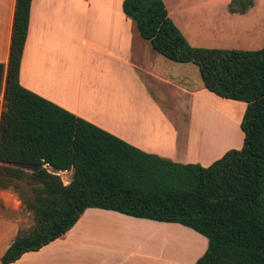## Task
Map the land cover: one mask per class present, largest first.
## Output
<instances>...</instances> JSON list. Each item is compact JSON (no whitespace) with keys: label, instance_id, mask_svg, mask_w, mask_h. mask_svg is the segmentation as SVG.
Returning a JSON list of instances; mask_svg holds the SVG:
<instances>
[{"label":"trees","instance_id":"16d2710c","mask_svg":"<svg viewBox=\"0 0 264 264\" xmlns=\"http://www.w3.org/2000/svg\"><path fill=\"white\" fill-rule=\"evenodd\" d=\"M30 5L16 0L5 72L0 63V189L18 192L32 224L18 229L1 263L39 250L85 209L100 208L193 229L207 239L195 264H264V39L255 50L194 47L163 0H123V12L158 54L196 65L209 92L245 103L239 149L208 166L180 163L144 152L20 84ZM252 6L253 0H230L227 9L244 14ZM64 171H71L67 184L59 176Z\"/></svg>","mask_w":264,"mask_h":264},{"label":"crops","instance_id":"0c3cea01","mask_svg":"<svg viewBox=\"0 0 264 264\" xmlns=\"http://www.w3.org/2000/svg\"><path fill=\"white\" fill-rule=\"evenodd\" d=\"M93 1L31 0L20 84L142 151L174 162L208 166L227 150L239 149L238 112L244 113L245 103L209 92L202 81L191 83L186 75H176L174 66L158 65L157 52L129 24L123 0L105 8ZM15 5L16 0H0L4 72ZM169 94L178 116L161 102ZM220 99L230 103L228 112L219 115L220 130L215 123L208 132L207 123L192 120L194 111L208 103L221 110ZM7 190L0 189V264L22 221L16 215L21 203H9ZM206 248L203 235L180 223L87 208L62 236L9 264H195Z\"/></svg>","mask_w":264,"mask_h":264},{"label":"rangeland","instance_id":"374dc122","mask_svg":"<svg viewBox=\"0 0 264 264\" xmlns=\"http://www.w3.org/2000/svg\"><path fill=\"white\" fill-rule=\"evenodd\" d=\"M119 2L120 0H96L93 5L98 8L102 5V7L105 8L111 3L114 6H119ZM163 2L167 8L169 17L180 29L191 46L217 49L255 50L263 45L264 0H253L252 11L244 15L230 13L228 11L227 6L230 0H163ZM128 19L129 24H134L129 17ZM153 54L159 58L158 65L161 67H164V64L174 66L176 68V75H186L191 83L196 81L201 83L196 65L191 63H175L165 59L157 53ZM89 57L90 56L87 57V60ZM3 90L4 82L0 91V113L4 110ZM169 97L167 101L162 98L161 102L165 105L166 109L169 110L168 112L175 116L176 108H174V98L171 97V94H169ZM222 102L224 104L223 107H218L221 110H212L214 108H211L212 106H209L208 103L207 108L198 109L196 112L194 111L192 120L201 122L202 126L207 123L208 132H210V127L217 123L219 131L220 126L218 120L221 118L219 115L220 113L223 115L227 113L230 104L227 101L222 100ZM240 104L243 105L244 103L240 101ZM242 114L243 110L239 111L238 117L241 118ZM175 119L178 121L177 118ZM227 143L228 141L225 139L223 146ZM59 176L62 182L67 184L71 177V171L61 172ZM18 184L22 191L28 192V188L24 183L19 182ZM7 192L10 195L8 193L6 194V200L15 207L20 206L19 204L21 201L18 192L12 188H9ZM16 215L22 219L21 227H28L32 224L31 214L24 208L22 203Z\"/></svg>","mask_w":264,"mask_h":264},{"label":"water","instance_id":"95a60500","mask_svg":"<svg viewBox=\"0 0 264 264\" xmlns=\"http://www.w3.org/2000/svg\"><path fill=\"white\" fill-rule=\"evenodd\" d=\"M9 166H13L16 168H20L25 171H35L40 168V165H33V164H27V163H18V162H11L7 163Z\"/></svg>","mask_w":264,"mask_h":264}]
</instances>
